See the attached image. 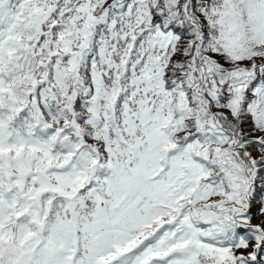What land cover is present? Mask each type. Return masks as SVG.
Returning a JSON list of instances; mask_svg holds the SVG:
<instances>
[{"label": "snow or ice", "instance_id": "snow-or-ice-1", "mask_svg": "<svg viewBox=\"0 0 264 264\" xmlns=\"http://www.w3.org/2000/svg\"><path fill=\"white\" fill-rule=\"evenodd\" d=\"M0 264H264V0H0Z\"/></svg>", "mask_w": 264, "mask_h": 264}]
</instances>
